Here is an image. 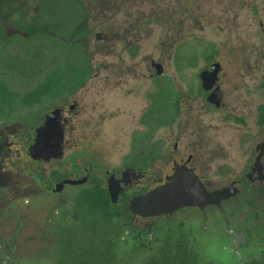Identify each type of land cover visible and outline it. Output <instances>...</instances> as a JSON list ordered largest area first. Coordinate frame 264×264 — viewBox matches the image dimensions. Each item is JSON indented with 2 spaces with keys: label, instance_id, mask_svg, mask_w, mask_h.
Segmentation results:
<instances>
[{
  "label": "flooded vegetation",
  "instance_id": "obj_1",
  "mask_svg": "<svg viewBox=\"0 0 264 264\" xmlns=\"http://www.w3.org/2000/svg\"><path fill=\"white\" fill-rule=\"evenodd\" d=\"M109 1L0 0V264H264V0L251 47ZM179 173L221 196L130 209Z\"/></svg>",
  "mask_w": 264,
  "mask_h": 264
},
{
  "label": "rangeland",
  "instance_id": "obj_2",
  "mask_svg": "<svg viewBox=\"0 0 264 264\" xmlns=\"http://www.w3.org/2000/svg\"><path fill=\"white\" fill-rule=\"evenodd\" d=\"M261 0H110L105 7V22L115 26L133 17H142L151 7L162 8L167 17L194 28L196 35L220 42H242L251 47L259 41L258 9ZM182 6L188 11L180 14ZM150 19V18H149ZM145 19H141L144 21ZM153 20V17H152ZM150 19L151 35L147 50L153 51L163 27ZM174 22V23H175ZM157 25V26H155ZM176 39V38H174ZM114 55L108 58L114 59ZM28 70V69H27Z\"/></svg>",
  "mask_w": 264,
  "mask_h": 264
},
{
  "label": "water",
  "instance_id": "obj_3",
  "mask_svg": "<svg viewBox=\"0 0 264 264\" xmlns=\"http://www.w3.org/2000/svg\"><path fill=\"white\" fill-rule=\"evenodd\" d=\"M215 72L216 64L212 65ZM43 126L41 129H44ZM188 178V179H187ZM221 192H207L194 174L182 173L168 183L130 200V209L141 215L168 213L184 205H201L218 199Z\"/></svg>",
  "mask_w": 264,
  "mask_h": 264
},
{
  "label": "trees",
  "instance_id": "obj_4",
  "mask_svg": "<svg viewBox=\"0 0 264 264\" xmlns=\"http://www.w3.org/2000/svg\"><path fill=\"white\" fill-rule=\"evenodd\" d=\"M182 10L186 12L188 11V8H186V6H183ZM85 65H86L85 55L81 51H78L77 55H73L71 71L72 72L81 71L82 67Z\"/></svg>",
  "mask_w": 264,
  "mask_h": 264
}]
</instances>
